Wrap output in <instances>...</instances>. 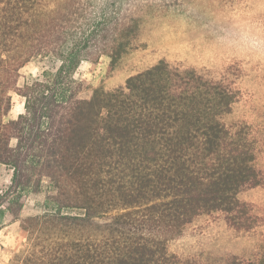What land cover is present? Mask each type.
Masks as SVG:
<instances>
[{
    "label": "trees",
    "instance_id": "obj_1",
    "mask_svg": "<svg viewBox=\"0 0 264 264\" xmlns=\"http://www.w3.org/2000/svg\"><path fill=\"white\" fill-rule=\"evenodd\" d=\"M128 1L0 0V164L12 170L0 209L17 219L25 192L43 179L53 191L21 224L27 241L16 264H205L168 242L203 215L237 231L259 225L240 194L264 185L261 142L247 124L224 121L241 98L227 72L160 60L121 87L79 97L82 62L113 64L133 48ZM34 59L54 70L17 88ZM12 89L24 112L5 121ZM256 249L251 260L210 264H264V237Z\"/></svg>",
    "mask_w": 264,
    "mask_h": 264
},
{
    "label": "rangeland",
    "instance_id": "obj_2",
    "mask_svg": "<svg viewBox=\"0 0 264 264\" xmlns=\"http://www.w3.org/2000/svg\"><path fill=\"white\" fill-rule=\"evenodd\" d=\"M124 8L125 16L138 20L133 48L113 64L107 56L96 63L82 62L74 75L82 84L79 97L88 99L95 89L121 87L128 77L160 60L202 70L215 78L227 72L241 98L224 121L228 126L245 123L251 128L261 142L257 163L264 170V0H129ZM44 69L53 71L54 67L35 59L26 63L18 71L16 87L21 88ZM10 96L12 106L5 121L24 112V99L13 89ZM15 143L11 141V145ZM11 177L12 170L0 164V195L10 186ZM43 180L40 190L23 194L17 219L0 209V229L5 228L0 232V264H16L27 241L21 224L43 212L46 197L53 192L47 179ZM240 198L260 217L255 230L237 231L221 215H203L168 242L169 251L205 264L228 256L253 259L264 237V185L244 190ZM12 211L16 214L17 206Z\"/></svg>",
    "mask_w": 264,
    "mask_h": 264
},
{
    "label": "crops",
    "instance_id": "obj_3",
    "mask_svg": "<svg viewBox=\"0 0 264 264\" xmlns=\"http://www.w3.org/2000/svg\"><path fill=\"white\" fill-rule=\"evenodd\" d=\"M3 229H5V228L0 229V232H1Z\"/></svg>",
    "mask_w": 264,
    "mask_h": 264
}]
</instances>
